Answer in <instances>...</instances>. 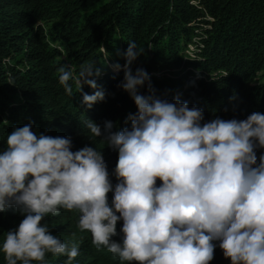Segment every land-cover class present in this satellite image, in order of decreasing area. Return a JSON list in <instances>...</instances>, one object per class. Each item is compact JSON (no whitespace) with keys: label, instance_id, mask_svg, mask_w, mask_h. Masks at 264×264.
<instances>
[{"label":"clouds","instance_id":"1","mask_svg":"<svg viewBox=\"0 0 264 264\" xmlns=\"http://www.w3.org/2000/svg\"><path fill=\"white\" fill-rule=\"evenodd\" d=\"M141 54L130 42L118 85L137 109L125 121L130 127L113 133L106 122L102 133L86 122L92 136L104 135L107 147L118 151L114 188L102 151L94 147L73 152L71 138L37 135L31 124L7 135L0 153V212L15 206L24 218L0 248L6 264L42 262L46 253L69 261L79 255L75 243L62 242L41 223L61 208L78 210V228L91 234L92 244L130 264H209L214 241L231 264H264V155L259 163L256 155L264 148V114L202 124L201 109L179 96L172 102L158 97L148 73L133 72ZM59 72L67 95L73 93L70 80L80 93L85 85L95 90L83 93V107L104 100L94 63L78 76L65 66ZM146 83L148 94H140ZM118 221L121 243L112 240Z\"/></svg>","mask_w":264,"mask_h":264},{"label":"trees","instance_id":"2","mask_svg":"<svg viewBox=\"0 0 264 264\" xmlns=\"http://www.w3.org/2000/svg\"><path fill=\"white\" fill-rule=\"evenodd\" d=\"M130 42L142 53L133 72L144 69L158 97L172 102L179 96L189 108L201 109L202 124L264 114V0H0V153L8 134L31 124L37 135L71 138L73 152L86 146L102 151L114 188L118 151L107 147L104 135L92 136L86 122L102 133L106 122L113 133L130 127L125 121L137 109L118 87ZM93 63L105 98L88 109L82 106L83 93L95 90L85 85L80 93L70 80L73 93L67 95L59 68L78 76ZM139 92L148 94L147 83ZM256 155L259 163L264 148ZM112 199L109 192V206ZM79 216L78 210L61 208L41 222L62 242L75 243L79 255L69 261L46 253L44 261L32 264H130L97 249L91 234L79 230ZM23 218L15 206L0 212V248ZM121 228L118 221L112 237L117 243ZM213 243L209 264H231L220 242ZM0 264H6L2 251Z\"/></svg>","mask_w":264,"mask_h":264}]
</instances>
